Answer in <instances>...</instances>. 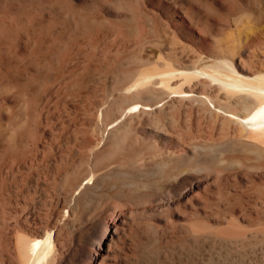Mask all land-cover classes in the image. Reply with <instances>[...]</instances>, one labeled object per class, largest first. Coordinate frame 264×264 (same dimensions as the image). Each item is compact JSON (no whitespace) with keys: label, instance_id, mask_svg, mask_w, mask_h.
<instances>
[{"label":"bare ground","instance_id":"1","mask_svg":"<svg viewBox=\"0 0 264 264\" xmlns=\"http://www.w3.org/2000/svg\"><path fill=\"white\" fill-rule=\"evenodd\" d=\"M0 264H264V0H0Z\"/></svg>","mask_w":264,"mask_h":264}]
</instances>
